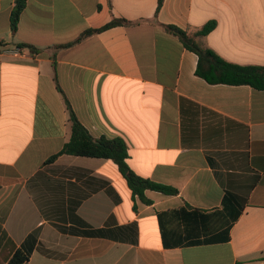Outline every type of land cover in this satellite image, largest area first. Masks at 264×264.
Wrapping results in <instances>:
<instances>
[{
    "label": "crops",
    "instance_id": "crops-1",
    "mask_svg": "<svg viewBox=\"0 0 264 264\" xmlns=\"http://www.w3.org/2000/svg\"><path fill=\"white\" fill-rule=\"evenodd\" d=\"M16 1L0 0V264L19 248L25 264H264V91L198 77L167 29L216 21L204 47L264 67V0H26L13 32ZM114 20L129 24L59 48ZM68 103L179 194L145 204L112 160L49 163L71 138ZM195 209L214 214L213 236L239 213L230 240L181 245L210 226L179 213Z\"/></svg>",
    "mask_w": 264,
    "mask_h": 264
},
{
    "label": "trees",
    "instance_id": "trees-1",
    "mask_svg": "<svg viewBox=\"0 0 264 264\" xmlns=\"http://www.w3.org/2000/svg\"><path fill=\"white\" fill-rule=\"evenodd\" d=\"M164 0L160 1V4ZM26 7V0H17L16 6L11 16V29L16 32L19 27L21 15ZM129 24L127 21L114 20L108 25L98 29L86 30L76 41L59 46V48L71 47L86 38L95 34L104 32L110 28ZM217 28L216 21H210L200 30L194 34L174 26H167L168 31L180 39L183 45L190 51L194 52L198 56V66L196 74L198 77L204 79L211 85H229V86H250L255 90L264 91V67L262 66H242L230 63L224 60L212 49L204 47L198 38L208 36ZM0 46L4 47V44L0 42ZM33 52H37L38 49L32 46H26ZM68 109L70 112V124H71V138L65 144L63 150L49 159V163L54 162L61 155H71L87 158H99L112 160L115 162L120 172L127 179L130 189L134 196H137L143 203L152 204V201L147 199L146 192L153 191L161 193L165 196H177L179 191L168 185H164L149 179H145L137 176L128 164L129 150L126 142L121 138H94L88 129L79 121L71 105L68 103ZM227 202L225 207L227 206ZM185 213L187 216L186 221L188 223H197L198 221L210 222V226L206 224L203 227L202 233H200L195 239L188 238L186 243L181 245L194 246L202 244H210L215 242H227L230 240V230L232 224L238 219L239 213H227L224 217L225 229L218 236H213V224L214 214L202 213L199 210H193L191 213ZM229 215V216H228ZM164 215L160 216V220L163 225L164 232ZM189 237H192L189 235ZM165 245L168 244L165 240ZM30 253L25 252L23 249H17L7 264H25L30 260Z\"/></svg>",
    "mask_w": 264,
    "mask_h": 264
}]
</instances>
